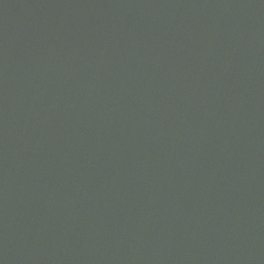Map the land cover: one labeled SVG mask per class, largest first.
<instances>
[{
	"label": "water",
	"instance_id": "obj_1",
	"mask_svg": "<svg viewBox=\"0 0 264 264\" xmlns=\"http://www.w3.org/2000/svg\"><path fill=\"white\" fill-rule=\"evenodd\" d=\"M0 264H264V0H0Z\"/></svg>",
	"mask_w": 264,
	"mask_h": 264
}]
</instances>
